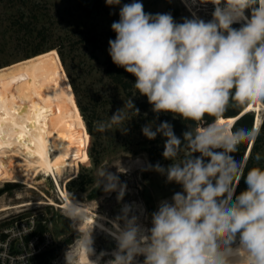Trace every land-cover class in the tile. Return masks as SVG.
I'll list each match as a JSON object with an SVG mask.
<instances>
[{"label":"clouds","instance_id":"clouds-1","mask_svg":"<svg viewBox=\"0 0 264 264\" xmlns=\"http://www.w3.org/2000/svg\"><path fill=\"white\" fill-rule=\"evenodd\" d=\"M105 2L119 6L111 24L115 38L108 41L112 62L135 77L136 94L147 98L157 119L165 113L190 122L182 138L168 121L142 127L149 140L164 138L162 156L171 161L145 170L180 190L159 201L150 227L125 204L111 221L113 230L105 229L117 243L106 264H138L141 256L142 264H264V157L250 156L257 162L251 168L236 160L233 154L253 139V129L220 122L229 110L251 105L264 111V0H198L215 6L212 19L193 12L182 23L170 13L145 12L141 0ZM139 115L129 98L97 123V131L127 133L130 117ZM241 180L245 188L237 194ZM100 183L123 200L127 185L117 174L104 169ZM65 211L73 222L85 218L71 193ZM91 229L88 256L94 254ZM104 255L89 264H100Z\"/></svg>","mask_w":264,"mask_h":264},{"label":"rangeland","instance_id":"rangeland-1","mask_svg":"<svg viewBox=\"0 0 264 264\" xmlns=\"http://www.w3.org/2000/svg\"><path fill=\"white\" fill-rule=\"evenodd\" d=\"M167 1L170 3V13L173 15L177 12L182 18H191L194 12L199 18L209 21L215 10L212 3H200L198 0L196 5L189 3L187 6L184 0H141L145 12L152 14L166 13ZM130 2L132 0H121V4ZM21 13L31 21L29 28L27 25L22 27L14 25V21ZM118 19L119 6H110L105 0H0V67L26 61L30 64L32 72L33 69H37L43 82L50 78L57 102L54 119L64 123L63 126L71 129L76 136L78 173L83 170L94 179V185L86 192H82L76 186L69 190L67 183L70 180L67 183L66 180L73 179L78 174L73 177V160L67 159L66 155L56 157L59 158L55 159L57 163L55 175L33 171L29 183H23L18 178H16L18 181L6 179L0 182V189L8 184L14 185L0 195V210L2 209L0 226L18 219L34 217L38 225H44L50 231L54 247L59 246V242L65 238L73 237L71 244L62 246L52 264H78V252L91 228L87 225L89 227L80 230L79 221L73 222L66 211L57 205L61 203V188L67 190L68 196L70 193L73 194L76 201L89 205L95 213L105 215L111 220L121 213L125 204H129L140 216V222L148 227L151 226V213L156 210L159 201L170 199L174 192L180 190L179 185L166 183V176L145 170L147 165L151 164L147 148H154L157 155L159 153L162 155L164 150L162 136L158 135L154 140H149L140 129L143 116L148 115L147 111L139 109V116L130 117L126 125L127 133L119 130L107 133L97 131L98 122L107 121L108 117L122 108L129 98L135 102L137 97L133 96L135 93L127 95L105 72L109 45L108 39L101 34L111 30V24ZM31 30L34 33L44 31L46 41L54 39L52 43L60 44L64 62L57 49L43 52L47 55L46 60L41 57L42 53L24 59V54L32 45L37 44L39 40L42 41L32 40V37L28 36ZM34 77L36 82V75ZM70 78L76 85L77 94L71 86ZM79 102L90 120L89 127L81 113ZM148 111H151V107ZM252 113L256 118V113ZM261 115L264 119V111H261ZM256 135L250 141V145ZM66 141L68 143L66 142L65 152L71 157L74 155L71 134L67 135ZM262 154L264 157V152ZM14 157V155L5 157L8 167L10 165L9 169L24 170L23 158ZM94 158L99 160L97 165L94 164ZM81 159L84 163L80 164ZM163 161L162 165L165 167L171 163L164 158ZM261 162V165H264V159ZM104 169L117 174L120 181L127 185L122 201H117V192L103 191L100 197L89 198L90 191L99 185V178ZM92 229L89 233L93 239L92 247L97 252L113 251L114 241L111 237L93 227ZM112 258V255L105 256L102 264Z\"/></svg>","mask_w":264,"mask_h":264},{"label":"bare ground","instance_id":"bare-ground-1","mask_svg":"<svg viewBox=\"0 0 264 264\" xmlns=\"http://www.w3.org/2000/svg\"><path fill=\"white\" fill-rule=\"evenodd\" d=\"M54 108L55 104L52 101L44 99L37 94L35 88V77L33 72L30 70V64L28 62L25 61L0 67V182L6 179L15 180L18 178L22 180L23 183H29L31 181L33 171L47 173V175H55V166L57 165L55 161L56 157H66V155H68L67 159L71 158L73 160V177L78 174L79 170L76 154L78 144L76 136L74 132L67 127L55 126L53 122ZM244 111V113H256L254 123V134H256L262 124V110L259 107L249 105ZM237 117H222L220 122L227 124L228 127L231 128ZM68 134H71L73 138L74 155L72 154L73 156L71 157L65 152L66 142L68 143V141H66V137ZM249 151L250 149L248 150V153ZM10 155H14L15 157L20 156L19 158L22 157L25 169L11 171L9 169L10 165L8 167L5 160V157L8 158ZM18 167H16V169ZM71 179L72 178H68L66 183ZM60 194L61 203L57 205L65 210L68 199L67 190L61 188ZM81 205L85 213V218L81 222L79 221L80 230L89 227L87 225L92 227L93 220L96 216L97 219L93 228L99 232L109 235L114 241L113 245L115 250L117 247L116 240L113 239L108 231H105V229L113 230V225L111 223L112 220L105 215L95 213L89 205L87 206L82 203ZM87 238L88 235L86 240ZM86 240L84 243L82 242L83 245L82 248H80L81 250L79 249L78 264H89V260L95 261L103 252H97V250L91 245L94 250V254L88 256L85 248ZM92 240L93 239H91V241ZM113 251H104L103 253H106V255H104V258L100 260V264H102V260L105 259V256L111 255ZM143 259L144 258L142 256L138 257V264H142Z\"/></svg>","mask_w":264,"mask_h":264},{"label":"trees","instance_id":"trees-1","mask_svg":"<svg viewBox=\"0 0 264 264\" xmlns=\"http://www.w3.org/2000/svg\"><path fill=\"white\" fill-rule=\"evenodd\" d=\"M167 2H168V11L166 13H170V9H169L170 3H169V1H167ZM172 16L177 23L183 22L184 18L180 17L177 12L175 14H173ZM25 19L26 18L24 16V13H21L20 16L19 17L17 16L16 20L14 21V25H16L18 27H22L24 25H27V27H28L31 21H29V19H26V21H24ZM233 27L238 28L240 26H239V24H233ZM101 35H103V37L107 38L108 41H109V39L115 38V33L112 30L105 31ZM28 36L32 37V40L42 39V41L39 40V42L37 44L32 45L31 49H29V51L24 54V56H25L24 59L42 53L41 57L46 60L45 57L47 55L43 54V52H46V51L51 50V49H57L59 52V55L61 57V60H63V62H64V54L60 50L61 45L56 44L54 42L52 43L51 41L54 39H52L51 41H49V40L46 41L45 38L47 36L45 35L44 31H37V33H34V31L31 30L30 32H28ZM105 72H106V75L108 76V78L113 83L118 85L127 95H133L134 93L136 94V90L133 87L135 77H133L130 74H128L127 72H125L123 68L117 67L112 62L109 54H108L107 59H106ZM33 73H34V75H36L35 88H36L37 94L44 99H48V100L52 101L55 104V108H56L57 102H56V98L54 96V92L52 91V88H51L50 78L47 82H43L40 78V75H39V72L37 71V69H33ZM70 80L72 83L71 86H72L73 90L75 91V93L77 94L76 85H75L74 81L72 80V78H70ZM136 96L137 97H136L135 102H134L135 106L138 107L139 109H141L143 112L144 111L148 112L147 116H143V119H142L143 121H142V125H141L140 129H142V127L145 124L150 123V122H154V124L158 125L161 121H168L173 125L175 134L178 137L182 138L183 132H185L187 130L186 124H189L190 122L183 121L179 117L173 118V116L171 114H165V113H161L159 115V118L157 119L155 113H153L152 111H148V109L151 107V105L148 104L147 98L140 96L139 94H136ZM78 105H79L81 113L84 116L86 123L89 127L90 126V120H89L88 116L86 115L85 109L80 104V102L78 103ZM244 110H245V108H243L242 110H229L225 114L224 117H237ZM54 111H55V113H57V110H54ZM208 119L210 120L211 118H208ZM254 122H255L254 113L246 112L239 119H237L235 121L233 126L254 129ZM54 124L57 127H64L63 126L64 123H61L56 118L54 119ZM89 130L91 131L90 128H89ZM249 145H250V142H246L245 144H242L240 146V150L237 153H234L233 155L235 156V159L238 161L246 159L245 164L247 165L248 168H251L253 166H256L257 162L254 159H250V156L254 157L257 153H259V154H261V156H263L262 153L264 152V119H263V122H262L260 129L258 131V135H256V137L253 140V142L251 143V145L250 146ZM248 149H250V151L246 157V153H247ZM147 151H148V154L150 156V162L152 165H155L157 162H159L161 165L163 164L164 161H163V157H161L162 155L160 153L157 155V153L154 152L155 151L154 148H147ZM93 161H94V164H96V165L99 163V160L97 158H94ZM79 163L81 164L84 162L81 159ZM260 164H262V162H260ZM93 185H94L93 177L89 174L87 175L83 170L80 171L75 178L71 179L67 183V187L69 190H72V186H76L82 192L88 191V189L90 187H92ZM13 186L14 185L8 184L5 188L0 189V195H2L4 192L9 190ZM244 188H245V184L243 183V180H241L239 183V186L237 188V194H239L240 191L244 190ZM103 191H104L103 185H98L90 191L88 196L90 199H96L103 194ZM38 230L44 231V230H47V228L44 225L39 224ZM72 240H73V237L70 236V237L65 238L64 240L60 241L59 246L53 247L49 250L38 253L37 255H35L32 258V264H52V261L57 256L59 251L62 249V246L64 244H71Z\"/></svg>","mask_w":264,"mask_h":264},{"label":"built area","instance_id":"built-area-1","mask_svg":"<svg viewBox=\"0 0 264 264\" xmlns=\"http://www.w3.org/2000/svg\"><path fill=\"white\" fill-rule=\"evenodd\" d=\"M54 247L48 230L39 231L34 217L0 226V264H32V258Z\"/></svg>","mask_w":264,"mask_h":264},{"label":"water","instance_id":"water-1","mask_svg":"<svg viewBox=\"0 0 264 264\" xmlns=\"http://www.w3.org/2000/svg\"><path fill=\"white\" fill-rule=\"evenodd\" d=\"M244 112H245V111H244ZM244 112H242V113L237 117V119H239L243 114H245ZM237 119H236V120H237ZM262 121H263V120H262ZM262 121H261V123H262ZM254 123H255V122H254ZM261 123H260V124H261ZM254 126H255V124H254ZM255 135H256V134H254L253 137H254ZM243 162H244V164H245V160H243Z\"/></svg>","mask_w":264,"mask_h":264}]
</instances>
